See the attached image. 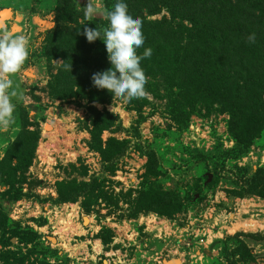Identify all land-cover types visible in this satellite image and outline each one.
<instances>
[{
    "label": "rangeland",
    "instance_id": "374dc122",
    "mask_svg": "<svg viewBox=\"0 0 264 264\" xmlns=\"http://www.w3.org/2000/svg\"><path fill=\"white\" fill-rule=\"evenodd\" d=\"M78 2L0 0L30 41L0 135V264H264V60L239 72L238 105L219 74L238 47L264 48V0H125L138 54L152 49L130 102L93 86L110 63ZM238 106L260 112L250 138Z\"/></svg>",
    "mask_w": 264,
    "mask_h": 264
},
{
    "label": "clouds",
    "instance_id": "9594fccd",
    "mask_svg": "<svg viewBox=\"0 0 264 264\" xmlns=\"http://www.w3.org/2000/svg\"><path fill=\"white\" fill-rule=\"evenodd\" d=\"M82 9L83 36L89 43L101 40L110 63L106 70L91 76L93 86L125 102L144 97L147 78L141 61L151 57L152 49L144 48L142 54H138L145 41L141 18L129 12L125 0H115L111 6H102L98 0H86ZM98 15L103 16L106 25L89 28L86 22ZM248 41L254 43L255 35H249ZM29 55V39L0 23V135L7 133L14 122L17 102L22 99L16 77ZM64 67L70 71L71 65Z\"/></svg>",
    "mask_w": 264,
    "mask_h": 264
},
{
    "label": "trees",
    "instance_id": "16d2710c",
    "mask_svg": "<svg viewBox=\"0 0 264 264\" xmlns=\"http://www.w3.org/2000/svg\"><path fill=\"white\" fill-rule=\"evenodd\" d=\"M148 24L150 25L152 23H148ZM248 37L249 36L245 38V41L248 40ZM245 48L247 49L239 48V47L237 48V49L242 50L241 51L242 53L238 55L237 57V61H234L232 58H226L227 61L225 60V64L222 63L221 68H219L220 69L219 74H221V76L223 77L221 80H223L222 83L224 84L225 91L227 92V96L230 95L232 98L230 99V101H232V104H237V105L239 103H237L236 101L237 99L235 98H241L240 90H239L240 86L238 84L235 85V83L238 82L237 78L242 77L240 73L245 72V69L250 70L252 66L256 67V65L261 64L262 60H264V48L262 47L253 48V45L250 47H245ZM242 66H244V68ZM217 80H218V77H217ZM247 81L248 83L244 82L245 87H246L244 88L245 94L250 96L251 98L256 97V94H258V92L255 86H251V84L253 85V80L250 78V76H248ZM234 86H236V88H234ZM245 111L247 113H244ZM250 111L251 110L249 108L248 110H245L242 108L240 109V106L235 108L232 121H235V120L240 121L242 119V121H245L246 123H248V127L245 128L244 126L243 132L241 131V133H239L241 137L250 138L251 133H253L254 130L260 127V125H256L259 122L258 115L260 112L263 113L264 110L261 109L260 112H256V113H250ZM238 126H242V125L236 122V127ZM261 195L263 196L264 194H261Z\"/></svg>",
    "mask_w": 264,
    "mask_h": 264
},
{
    "label": "bare ground",
    "instance_id": "6f19581e",
    "mask_svg": "<svg viewBox=\"0 0 264 264\" xmlns=\"http://www.w3.org/2000/svg\"><path fill=\"white\" fill-rule=\"evenodd\" d=\"M45 129H46V130H49V129H50V127H49L48 125H45ZM84 221H85V222H87V220H86V219H84ZM52 241H53V239H52ZM175 262H178V261H177V260H172L171 262H168V263L175 264ZM176 264H178V263H176Z\"/></svg>",
    "mask_w": 264,
    "mask_h": 264
},
{
    "label": "built area",
    "instance_id": "2783aa9c",
    "mask_svg": "<svg viewBox=\"0 0 264 264\" xmlns=\"http://www.w3.org/2000/svg\"><path fill=\"white\" fill-rule=\"evenodd\" d=\"M143 219H144V223H145V221L149 220V218H147V216H143ZM155 219H156V218H155ZM199 240L202 241L201 238H200Z\"/></svg>",
    "mask_w": 264,
    "mask_h": 264
}]
</instances>
